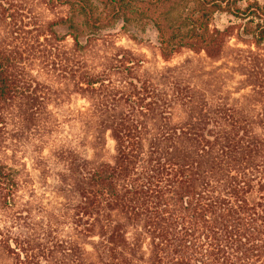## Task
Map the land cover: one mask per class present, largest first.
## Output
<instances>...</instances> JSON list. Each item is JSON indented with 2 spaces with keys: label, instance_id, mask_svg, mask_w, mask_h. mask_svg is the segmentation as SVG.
Returning a JSON list of instances; mask_svg holds the SVG:
<instances>
[{
  "label": "trees",
  "instance_id": "16d2710c",
  "mask_svg": "<svg viewBox=\"0 0 264 264\" xmlns=\"http://www.w3.org/2000/svg\"><path fill=\"white\" fill-rule=\"evenodd\" d=\"M97 1L100 6L43 0L48 8H69V16L52 26L67 25L79 52L84 47L77 16L93 35L129 16V0ZM179 1L148 0L146 11L153 14L141 13L157 29L163 59L188 48L219 60L235 23L222 26L215 18L230 15L240 23L235 37L259 49L248 51L244 73L253 76L247 86L258 110L248 112L239 100L215 104L210 95L199 96L191 83L176 78L184 65L156 75L140 72L141 61L129 49L100 69L64 66L75 92L92 104L94 148L104 130L116 142L113 162L84 159L72 167L79 200L75 224L88 232L99 228L111 264H130L120 217L147 222L159 264H264V0H192L185 31L173 29L163 12ZM15 68L11 54L0 49V129L25 84ZM16 187L0 161L4 206L12 204ZM12 228L0 223V250L15 255L16 264H34L38 254Z\"/></svg>",
  "mask_w": 264,
  "mask_h": 264
},
{
  "label": "rangeland",
  "instance_id": "374dc122",
  "mask_svg": "<svg viewBox=\"0 0 264 264\" xmlns=\"http://www.w3.org/2000/svg\"><path fill=\"white\" fill-rule=\"evenodd\" d=\"M90 1L100 6L97 0ZM147 1L129 0V16L94 35L77 16L84 47L79 52L67 25L52 26L69 16L67 6L48 8L43 0H0V49L11 54L18 81L25 83L6 109L0 129V161L17 183L10 207L0 202V223L11 224L16 235L30 243L38 254L34 264L112 263L102 250L99 228L88 232L75 224L79 200L73 190L71 169L84 159L113 162L116 142L110 131L104 130L94 148V118L89 114L92 104L87 96L75 92V82L64 66L100 69L110 64L120 49H129L141 61L140 72L156 75L168 67L184 65L176 78L191 83L199 96L208 94L215 104L232 105L239 100L238 105L248 112L258 110L247 86L253 76L244 73L248 51L259 49L235 37L240 29L238 21L227 14L215 18L222 26L235 23V34L219 60L183 48L167 61L161 56L153 21L141 16L153 14L146 11ZM192 5V0H182L163 8L173 29L187 30L186 18ZM120 219L127 231L124 251L129 263L159 264L160 252L153 247L147 222L143 218ZM16 263L15 255L0 250V264Z\"/></svg>",
  "mask_w": 264,
  "mask_h": 264
}]
</instances>
